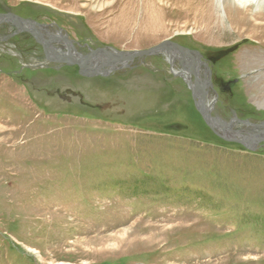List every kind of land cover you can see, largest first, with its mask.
<instances>
[{
	"label": "rangeland",
	"instance_id": "1",
	"mask_svg": "<svg viewBox=\"0 0 264 264\" xmlns=\"http://www.w3.org/2000/svg\"><path fill=\"white\" fill-rule=\"evenodd\" d=\"M226 8L0 0V12L56 24L84 55L166 39L198 50L212 114L261 124L264 5ZM15 31L0 24V264H264V140L251 150L215 133L162 54L84 75Z\"/></svg>",
	"mask_w": 264,
	"mask_h": 264
},
{
	"label": "water",
	"instance_id": "2",
	"mask_svg": "<svg viewBox=\"0 0 264 264\" xmlns=\"http://www.w3.org/2000/svg\"><path fill=\"white\" fill-rule=\"evenodd\" d=\"M4 21H8V22L12 23V25L16 28L15 34H18L21 32H27V33L31 34L36 39V41L42 45V47L44 49L45 57L48 61L56 62V63H62V64H69V65L76 64L79 66L80 72L84 75L101 74V72H99V71H91V72L86 71V65H87L88 61L94 55H96L98 53H105L114 59L131 62L135 58H138V57H145L148 55L161 54L164 50L171 53V55H172L171 48L176 49L178 52L181 53V61H182L181 63L184 66V68L187 69L188 75L189 76L192 75L194 77V86L195 87L192 89V93H193L195 105H196L199 113L201 114L202 118L207 123V125L215 133H217L220 136H223V134L219 130H217V128L211 122V119H221V118L218 116H214L212 114V112L210 113V109L207 105V99L205 97L206 95H203V96L201 95V97H202L201 102L197 98L200 91L202 92L204 90L200 75H199L198 71L196 70L195 62H196L197 58H201L202 63L206 66V70H207L206 76H208L207 82L210 84V86H212L211 77H210L212 71L210 69L208 61L203 59V55L200 53V51L195 50V49H190L186 46L181 45L180 43H178L174 40L166 39L163 42H161L155 46H152L148 49H144V50L122 51V50H117V49H113L110 47H99L96 49L90 48V52L81 61H79L78 59H75V58H71V57H67V59L61 58V57L60 58H53L51 56V52H53V50L50 48V44L52 41H54V38L45 39L44 34L40 29H42L43 27H55L56 24L38 23L37 21L23 18L14 12H0V23H2ZM66 38L68 39V41L70 43H73V40L69 39L67 35H66ZM54 52H56V51L54 50ZM189 60H192L191 65L189 64ZM171 69L174 72L173 67ZM180 75H181V73H180ZM234 121H239L243 124L253 126V127H259V126L264 127V123L257 124V123H253L250 120H242V119L237 117V118H234L233 120H231L230 122H227L226 128H229L227 126H231V124ZM223 124H225V123H223ZM263 133L264 132H262V130L256 131L255 134H253L248 140H246V139L243 140L241 138H233V137H229V136H227V137L223 136V137L226 139H229V140L238 141L241 144L245 145L247 148L252 150L253 149L252 145L264 140V136H262Z\"/></svg>",
	"mask_w": 264,
	"mask_h": 264
},
{
	"label": "bare ground",
	"instance_id": "3",
	"mask_svg": "<svg viewBox=\"0 0 264 264\" xmlns=\"http://www.w3.org/2000/svg\"><path fill=\"white\" fill-rule=\"evenodd\" d=\"M223 7L226 9V13H229L227 11L226 5L230 0H221ZM242 2L246 3V4H257V6L261 7L262 5H264V0H241ZM228 19V18H227ZM234 20V17H233ZM2 23H10L8 21H4ZM0 23V24H2ZM12 24V23H11ZM52 27H43L42 29H40L43 34L45 39L48 38H54V41H63L66 43L67 52H59L55 47H52L50 45V48L53 50V52H51V56L53 58H66L67 57H71V58H75L78 59L79 61L83 60V58L86 56L80 52H78L76 50V47L73 43H70L68 41V39L66 38V34H64L61 30H58V32H56L55 34L52 32L51 30ZM49 35V37L47 36ZM52 41V42H54ZM51 42V43H52ZM54 50L56 52H54ZM171 53L167 52V51H163L161 54L166 56L167 60L170 62L171 66L173 67V70L176 74L180 75L186 80V82L188 83V85L190 86L191 89H193L194 86V79L192 78L193 76H189L188 75V71L186 68L184 69H178L176 67V63L177 62H182L181 61V53L178 52L176 49L171 48ZM174 55V56H173ZM192 60H189V64L191 65ZM129 64V62L127 61H122V60H118V59H114L112 57H110L109 55L105 54V53H98L96 55H94L87 63L86 65V71L90 70V71H100V72H106V71H110L114 68H121V67H125ZM196 70L198 71L199 75L201 73V70L206 66L202 63V59L201 58H197L196 59ZM207 71V70H206ZM208 78L202 83L204 90L198 94V100L201 102V95H206L208 93V91L206 90L208 86H210V84L207 82ZM206 97V96H205ZM207 105L210 109V113L213 111V107L208 103L207 101ZM211 122L213 123V125L217 128V130H219L220 132H222V134H225L226 136H230L233 138H241L243 140H248L253 134L249 133V134H243L242 130L240 131H234L233 128V124H231V126H227L229 128H226V121L225 120H221V119H211ZM4 123V122H3ZM225 123V124H223ZM249 126V125H247ZM253 127V126H252ZM259 128V129H258ZM261 131L264 132V127H256V131ZM262 136H264V133L262 134Z\"/></svg>",
	"mask_w": 264,
	"mask_h": 264
},
{
	"label": "flooded vegetation",
	"instance_id": "4",
	"mask_svg": "<svg viewBox=\"0 0 264 264\" xmlns=\"http://www.w3.org/2000/svg\"><path fill=\"white\" fill-rule=\"evenodd\" d=\"M53 32V31H52ZM254 123V122H253ZM262 123H264V122H262Z\"/></svg>",
	"mask_w": 264,
	"mask_h": 264
}]
</instances>
